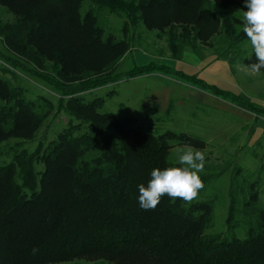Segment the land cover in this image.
<instances>
[{"label":"trees","instance_id":"1","mask_svg":"<svg viewBox=\"0 0 264 264\" xmlns=\"http://www.w3.org/2000/svg\"><path fill=\"white\" fill-rule=\"evenodd\" d=\"M85 1L90 8L83 12ZM244 4L245 0H0V9L14 16L12 21L0 19V264L77 259L111 264H264L260 178L240 182L235 174L225 232H206L214 225L210 200L197 198L187 205L165 195L155 210H143L138 186H147L151 170L176 166L174 155L170 158L176 145L203 149L206 140L187 132L143 130L138 118L100 111L103 98L86 101L82 96L159 72L264 115L261 105L164 63L151 61L125 73L116 71L141 22L166 36L173 59H183L187 50L204 57L201 44L231 65L255 63L253 52L245 57L241 51L248 42L242 31ZM102 10L124 16L122 39L106 34L99 21ZM217 35L226 48L214 47ZM17 71L60 92L61 106L71 119L56 138L47 140L45 131L38 139L54 107L43 97L30 99L28 89L16 80ZM173 110L171 103L166 112ZM31 142H37L34 149L26 147ZM201 179L204 184L209 180Z\"/></svg>","mask_w":264,"mask_h":264},{"label":"rangeland","instance_id":"2","mask_svg":"<svg viewBox=\"0 0 264 264\" xmlns=\"http://www.w3.org/2000/svg\"><path fill=\"white\" fill-rule=\"evenodd\" d=\"M90 8V2L85 1L82 11ZM13 14L0 9V19L3 21H12ZM100 23L105 28L106 34H112L117 39H122L124 33L125 18L117 13H110L107 10L101 11ZM157 29H149L144 23H140L137 32L133 33L136 37L134 43H130L129 52L122 58L117 67V72L125 73L136 65H145L151 61L164 63L186 72H195L201 70L200 75L208 81L216 82L222 88H228L230 91L241 92L248 96H258L263 86L259 82L248 81V73L237 72L236 68L229 64L226 59H220L214 62L207 61V57L201 58L203 62L197 69H192L188 62L191 55L184 53L181 60L172 58L169 45L165 35L159 34ZM131 35V30L126 34ZM222 36L217 35L214 38V47H225L222 42ZM213 45L211 47H213ZM2 48L0 42V49ZM201 54H214L213 48L199 44ZM132 49V50H131ZM243 56H250L253 49L249 42L241 46ZM208 52V54H207ZM3 60H0V68L3 66ZM244 69H247L245 67ZM16 79L21 85L28 89V97L36 100L43 97L49 100L54 107V115L46 121L38 135L42 137L46 131V139L52 140L62 131L70 121L71 117L62 108V98L60 92L42 80L17 71ZM262 76V73H257ZM257 76V77H258ZM170 80V81H168ZM186 83L172 75L161 73L143 75L130 79H123L114 84L96 88L82 94L86 101H92L96 98H103L104 104L100 109L102 112H114L119 117H135L139 119V125L143 130L153 131L155 133H164L172 130L175 132H187L206 140V147L203 150L206 154V164L201 177H207L204 191L198 196L199 201L210 200L213 203L214 225L208 229L207 233H220L227 230V218L229 213L230 198L229 192L235 174L238 172L237 179L240 182L244 180L253 181L260 178L259 183V202L264 207V118L259 120L257 132L249 137L242 123L252 125V120L236 113L232 110L234 107L228 102L222 101L221 106L188 104L179 105L173 112L167 113L165 107L158 109H146L152 105V94L154 90H163L164 85L169 84L173 91V99L180 94L186 93ZM38 96V97H37ZM37 142L27 144V148L34 149ZM185 145H176L171 149V156L174 155L176 161V149ZM42 169V165L38 166ZM241 237L245 235L244 231L237 230ZM59 264H111L102 260L77 259L70 262Z\"/></svg>","mask_w":264,"mask_h":264},{"label":"clouds","instance_id":"3","mask_svg":"<svg viewBox=\"0 0 264 264\" xmlns=\"http://www.w3.org/2000/svg\"><path fill=\"white\" fill-rule=\"evenodd\" d=\"M244 6L247 10L242 11V31L253 49L256 62L245 66L237 61L234 67L237 71L247 67L250 74H257L264 69V0H245ZM205 164L203 150L190 145L177 148L176 166L152 169L147 186L143 183L138 186L139 206L146 211L155 210L165 195L191 205L205 188L200 175Z\"/></svg>","mask_w":264,"mask_h":264},{"label":"crops","instance_id":"4","mask_svg":"<svg viewBox=\"0 0 264 264\" xmlns=\"http://www.w3.org/2000/svg\"><path fill=\"white\" fill-rule=\"evenodd\" d=\"M186 53H189L191 55V57H189V59H188V62L191 64L190 66H192V69H197V67H199L203 63L200 61H201V58H204V57H207L206 59L209 62L210 61L214 62V61H217L220 59H225V58H215L213 53H211L209 55H204V57L199 56L197 53H195L192 50H187ZM207 54H208V52H207ZM232 66L234 69V65H232ZM245 66H247V65H245ZM176 69H178V68H176ZM178 70H181V71H183L187 74H190V75L191 74H197L201 79L205 80L207 83H209L211 85H215V86H217L223 90L230 91L228 88H222L216 82L208 81L207 79L202 77L200 75L201 70H199V68H198V70H195V72H191V73L186 72L182 69H178ZM237 72H241L242 74H246V75L248 73V81L253 82V83L259 82V83H261L263 88L260 91V93L258 94V96H256V97L248 96V95L243 94L241 92L237 93V92H234L233 90L231 92H233L239 96H242V97L246 98L247 100L253 101V102L261 105L264 108V74L262 72H261L262 76H258L257 74H250L248 69H242V70L237 71ZM157 73H159V72H155L152 74H157ZM161 74H164V73H161ZM168 81H170V80H168ZM182 81H184V80H182ZM184 82L186 83V85H183V83H182V86H187L186 87L187 88L186 93L183 92L184 94H180L179 97H176L174 99L172 96L173 91L171 89V86H169V84H167V85L165 84L163 87L164 88L163 90H154V92L152 94L153 95L152 96V105L148 106L146 109L152 108L151 110H155V109H158L159 107H161V108L165 107L166 104H168V106H169L171 103L173 104L174 108L178 107L179 105L188 106L189 103L190 104H199V105H208V104L213 105L214 104L216 106H218V105L221 106V104H223L222 101H225V102H228L229 104H232V106H234L231 108H233L232 110H234L236 113H240L245 118L252 120L253 123H252L251 127L246 123H242V126H241L243 128L245 127L246 133H248L249 137L253 136L257 132V130L260 129L259 128V120H261V118H264V115H257L254 112H252L249 108H247L246 106H244L242 104L233 103L229 100H225L221 97L214 95L212 92H210L208 90L201 89V88H199V87H197V86H195L189 82H186V81H184ZM262 120H264V119H262Z\"/></svg>","mask_w":264,"mask_h":264}]
</instances>
